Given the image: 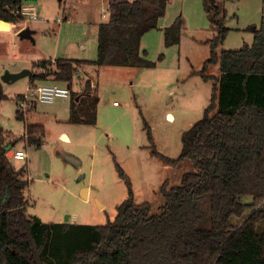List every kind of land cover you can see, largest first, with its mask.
<instances>
[{
  "label": "trees",
  "instance_id": "1",
  "mask_svg": "<svg viewBox=\"0 0 264 264\" xmlns=\"http://www.w3.org/2000/svg\"><path fill=\"white\" fill-rule=\"evenodd\" d=\"M169 1L109 0L108 19L98 28L96 59H56L52 69L50 61L33 63L29 85L52 78L71 89L81 66L153 68L141 39L158 28ZM22 4L0 0V21H20L14 12ZM203 4L215 31L198 72L205 82L213 81L210 101L202 117L182 133L176 158L156 150L145 126L152 156L170 166L183 160L192 166L179 185H160V211L152 214L148 202L135 203L129 179L114 161L127 197L116 206L113 220L89 225L29 217L25 190L30 181L7 154L23 139L40 148L44 127L26 124L23 136L13 139L0 126V264H264V21L250 27V45L217 52L229 30L226 14L216 0ZM182 25L179 16L164 28L166 47L179 44ZM215 64L219 74L207 75L208 66ZM91 92L88 80L81 92L71 93V123L96 124L97 102ZM5 99L0 81V103ZM15 115L19 121L25 118L18 111ZM203 198L209 207L206 226Z\"/></svg>",
  "mask_w": 264,
  "mask_h": 264
},
{
  "label": "rangeland",
  "instance_id": "2",
  "mask_svg": "<svg viewBox=\"0 0 264 264\" xmlns=\"http://www.w3.org/2000/svg\"><path fill=\"white\" fill-rule=\"evenodd\" d=\"M23 4L34 6L42 19L38 23L0 21V74L21 59L27 63L51 56L56 45L54 36L62 27L59 48L71 50L68 55L96 58L95 25L105 20L102 16L108 12V0H74V4L69 0H23ZM216 4L225 11L224 25L229 29L216 51L250 45V27H258L264 21V0H216ZM179 16L183 23L179 45L166 47L160 29L150 30L142 37L141 48L146 58L156 64L154 68L80 67L72 88L77 91L78 86L84 87L86 76L94 78L98 85L91 92L97 102L96 125L47 124L44 146L37 149L24 139L19 144L27 158L15 160L11 155V162L16 168H23L30 178L25 191L29 217L44 223L89 225L113 220L116 206L127 197L126 183L119 177L115 162L129 179L135 203L148 202L151 213L156 214L164 203L160 185H179L182 175L192 170L188 160L170 166L152 156L145 129L147 125L159 153L176 158L182 147V133L202 117L210 101L213 81L205 82L198 73L208 58L206 41L213 30L203 0H170L159 25H169ZM64 18L68 20L62 21ZM25 25H38L42 31L32 38L34 42L18 36L17 29ZM80 45L84 46L83 51ZM50 64V69L54 68V60ZM205 73L217 76L218 64L208 66ZM51 79L41 83L47 84ZM3 91L6 99L0 104V126L10 133V138H20L12 136L22 134L25 124V120L16 119V97L26 94L27 79L5 84ZM67 113L66 109L62 119ZM26 121L35 120L27 116ZM62 131L69 134V141L60 139ZM82 185L91 189L88 201L85 188L80 197ZM200 207L206 226L207 198L200 200Z\"/></svg>",
  "mask_w": 264,
  "mask_h": 264
},
{
  "label": "crops",
  "instance_id": "3",
  "mask_svg": "<svg viewBox=\"0 0 264 264\" xmlns=\"http://www.w3.org/2000/svg\"><path fill=\"white\" fill-rule=\"evenodd\" d=\"M69 1H71V3L72 4H74V0H69ZM67 2H68V0H67ZM65 4H67V3H65ZM108 6H107V9L109 8V0H108V4H107ZM68 6V5H67ZM167 8V7H166ZM70 12H68L67 13V17L69 16L70 17ZM108 15H109V9H108V12H107V14H103V18L105 19L102 23H105L106 21H107V19H108ZM160 21V20H159ZM20 22V21H19ZM173 22V21H172ZM36 23H38V22H36ZM49 24H52V23H49ZM101 23H99L98 25H95V32H94V36H95V40H96V57H97V38H98V28H99V25H100ZM171 24V23H170ZM169 24V25H170ZM47 25V24H46ZM60 25V24H59ZM169 25H159L158 24V28L157 29H160V30H162V34H163V30H164V28H166V27H168ZM38 25H35V26H33V27H29L28 25H25V26H21L20 28H18L17 29V31L16 32H20L21 30H23L24 28H29L31 31H32V33H31V36H32V38L34 37L35 38V36L37 35V33H40V32H42L41 30H40V28L39 27H37ZM39 28V29H38ZM62 29H63V27L60 29V31H59V33L57 34V35H55L54 36V39L56 38V45H55V48L53 49V54L51 55V56H49V57H42L41 59H38V60H35V61H29V62H27L26 63V61L25 60H23V59H21V60H19L18 61V63L16 64V65H12L13 66V68L12 69H8V71L9 72H19V71H21V70H23V69H27V70H31V67H32V64L33 63H36V62H40V61H51V60H56V59H69V60H89V61H92V60H95V59H85V58H83V57H78L77 55H75L74 53H73V55H68V54H70V52H71V50H67V49H61V48H59L58 47V43H60V35H61V31H62ZM182 30H183V27L181 28V31H180V41H181V33H182ZM211 31H212V36H211V38L215 35V31H214V29L212 30L211 29ZM214 31V32H213ZM33 38V39H34ZM211 38H209V39H211ZM208 39V40H209ZM80 40H84V38H81ZM207 40V41H208ZM33 41V40H32ZM180 41H179V44H180ZM206 41V42H207ZM34 42V41H33ZM141 42H142V39H141ZM73 44V43H72ZM71 44V45H72ZM164 44V43H163ZM178 44V45H179ZM81 47H80V49L83 51L84 50V46L83 45H80ZM142 46V45H141ZM175 46H177V45H175ZM142 49V48H141ZM217 50V49H216ZM217 52H219V51H217ZM209 56V55H208ZM19 58H17L16 60H18ZM156 65V64H155ZM3 66V68H5L4 66L5 65H2ZM90 67L91 66H94V65H89ZM97 67V66H96ZM102 67H113V66H101L100 68H102ZM154 68V67H153ZM148 69H151V68H148ZM3 72L4 71H2V73L1 74H3ZM31 72V71H30ZM0 74V75H1ZM87 78H86V80L84 81V84L83 85H85V83H86V81H90V84H91V88L93 89V88H95V87H98V85H97V83L94 81V78H92L91 76H86ZM22 79V78H21ZM25 79H27V89H28V87H29V77H25ZM76 79H78V77H76L75 78V80ZM18 81V80H17ZM16 82V81H15ZM49 83H47V84H55L54 82H52V81H48ZM14 82H12V83H3L2 82V86L4 87V85L5 84H13ZM46 84V83H45ZM57 84H60V85H63V84H61V83H57ZM76 86H78L77 84H76ZM83 88L84 87H80V86H78V90L77 91H75L74 90V86H73V88H71V93L72 92H75V93H77V92H81L82 90H83ZM19 95H21V94H19ZM72 95H70V97H68V98H58V99H56V100H54L52 103H50V104H35L33 107H32V109L31 110H29L28 111V113L26 114V116H25V118H24V120H25V124H24V128H25V125L26 124H39V125H43V127H44V136H43V142H42V146H44V139H45V134H46V125L47 124H55V125H57V123H68L69 125L71 124V125H75V126H79V125H84V126H93V125H87V124H83V123H80V124H75V123H71L70 121H69V118H70V103L69 102H67V99H70V102H71V97ZM76 100H78V97L76 98ZM1 104V103H0ZM39 106H42V107H39ZM66 109H67V117H65V119H62V118H64V116H62V114L64 113V112H66ZM61 115V116H60ZM27 116H30V117H33L34 118V122H31V123H27V121H26V117ZM46 122V123H45ZM96 123H97V105H96ZM94 125H96V124H94ZM23 134H24V130H23V133L22 134H20V135H15V134H12V136H15V137H20V136H23ZM63 137H65V138H63ZM60 139L61 140H63V141H69V134L66 132V131H62L61 133H60ZM24 141L23 140H21V141H19L9 152H13V151H16V150H24L21 146H19V144L20 143H23ZM16 146H17V148H16ZM41 146V147H42ZM25 151V150H24ZM26 153V152H25ZM61 154V153H60ZM61 157H63L62 155H60ZM74 157H70V159H73ZM11 159V158H10ZM75 159V161L77 162L78 160H77V158H74ZM27 179L28 180H30V178H29V176L27 177ZM29 186H30V184H29ZM29 186L27 187V189L26 190H28L29 189ZM83 188H85L86 190H87V200H85V201H88L89 200V198H90V192H91V189H90V187L89 186H85V185H82L81 187H80V197H82V195H81V190L83 189ZM25 190V191H26ZM82 199V198H81ZM84 200V199H83ZM97 204H101V203H99V201H97Z\"/></svg>",
  "mask_w": 264,
  "mask_h": 264
},
{
  "label": "built area",
  "instance_id": "4",
  "mask_svg": "<svg viewBox=\"0 0 264 264\" xmlns=\"http://www.w3.org/2000/svg\"><path fill=\"white\" fill-rule=\"evenodd\" d=\"M14 15L17 16L21 22L25 23L36 22L42 19L39 17L34 6L25 4H22L15 10ZM64 19L62 21H64ZM56 21H59V18L56 19ZM79 69L80 68H78V71ZM70 95L71 89L66 84L38 83L35 86L28 87L26 94L22 95V97L17 100V111L24 115V113L32 109L35 104H50L58 98H68ZM12 158L15 160H25L27 154L24 150H16L13 151Z\"/></svg>",
  "mask_w": 264,
  "mask_h": 264
},
{
  "label": "water",
  "instance_id": "5",
  "mask_svg": "<svg viewBox=\"0 0 264 264\" xmlns=\"http://www.w3.org/2000/svg\"><path fill=\"white\" fill-rule=\"evenodd\" d=\"M31 33H32V31L29 28H24L23 30H21L18 33V36L20 37V39L33 40L32 36H31ZM29 75H30V71L27 70V69H23V70H21L19 72H9L8 70H5L3 72V74H1V76H0V81L3 82V83H12V82H15V81H17V80H19L21 78L29 77ZM12 153L13 152H8L7 157L11 158ZM245 220H243V222Z\"/></svg>",
  "mask_w": 264,
  "mask_h": 264
}]
</instances>
